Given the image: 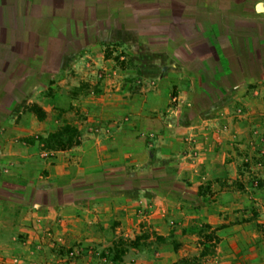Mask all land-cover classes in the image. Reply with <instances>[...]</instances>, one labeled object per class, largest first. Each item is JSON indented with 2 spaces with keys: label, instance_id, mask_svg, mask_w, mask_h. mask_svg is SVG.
Instances as JSON below:
<instances>
[{
  "label": "rangeland",
  "instance_id": "obj_1",
  "mask_svg": "<svg viewBox=\"0 0 264 264\" xmlns=\"http://www.w3.org/2000/svg\"><path fill=\"white\" fill-rule=\"evenodd\" d=\"M105 38L45 82L20 124L0 122V149L4 137L21 144L23 183L46 186L57 170L67 185L37 199L85 197L50 220L27 202L20 227L8 209L0 264H264L262 69L229 76L193 59L192 73L143 36ZM104 166L120 167L81 185ZM6 186L15 199L31 190Z\"/></svg>",
  "mask_w": 264,
  "mask_h": 264
},
{
  "label": "crops",
  "instance_id": "obj_2",
  "mask_svg": "<svg viewBox=\"0 0 264 264\" xmlns=\"http://www.w3.org/2000/svg\"><path fill=\"white\" fill-rule=\"evenodd\" d=\"M184 1L190 4L187 5ZM159 17L164 20H158ZM171 17L176 18L175 21L166 19ZM187 19H191L199 30L192 32L185 25L184 20ZM212 27L218 34L219 43L212 38L213 44L208 48H211L215 57L220 53L227 55L228 51H237L234 40L256 38L263 34L264 0H0L1 56L6 64L16 66L18 73H14V79L21 81L19 99L6 109L0 122L10 128V125L18 123L19 114L23 116L25 105L30 101L42 105L41 99H45L43 91L48 89L45 82L55 79L71 64L84 63L89 48L106 41L105 37L108 35L122 33L143 36L149 47L170 50L175 58L181 57L179 52H183L186 55L182 59L190 66L193 59L204 63L201 60V47L196 44L194 34H209ZM261 48L263 52L264 44ZM254 49L257 60L249 64L259 66L263 76L264 54L260 59L257 44ZM175 60L180 66L194 72L185 67L181 59ZM247 64L245 62L240 65L245 67ZM44 66L53 68L43 70ZM227 75L232 76L233 73L228 72ZM252 76L254 75H243L242 78ZM1 141L0 242L5 236L3 230L8 227V209L17 214L13 227H20L24 222L23 210L27 202H31L36 210L44 212V217L50 220L54 219L57 209L74 207L78 201L85 200L84 197L55 202L49 196V199L45 198L43 201L37 199L40 193L63 189L67 185L57 183V170L45 176L44 179L48 182L46 186L38 184V181L23 183V170L15 169L12 165L20 157H24L19 154L22 151L18 149L21 144L13 137H4ZM118 167L120 166H104L85 170L80 180L81 185L104 184L108 181V171ZM95 172L100 173V179H94ZM2 174L13 176L15 182L3 178ZM65 175H68L66 170ZM127 179V176L122 175L119 180L128 181ZM19 181L25 188H31L27 198L21 197V194L16 199L10 197L11 191L6 185ZM104 188H101V192L128 190L125 187L106 189L105 185Z\"/></svg>",
  "mask_w": 264,
  "mask_h": 264
},
{
  "label": "trees",
  "instance_id": "obj_3",
  "mask_svg": "<svg viewBox=\"0 0 264 264\" xmlns=\"http://www.w3.org/2000/svg\"><path fill=\"white\" fill-rule=\"evenodd\" d=\"M185 4H190L188 1H184ZM168 21H175L176 18H166ZM158 20H164L162 17H159ZM185 25H188V27L192 30V32L199 30L196 25H193V21L191 19L184 20ZM200 28V27H199ZM209 34L201 35L199 33H195L194 35L197 38L195 40L196 44L200 46L201 48V60L204 61L207 65H214V66H220L224 65V69L229 72L237 74L242 72L244 70V66L240 64H244L245 62L253 63L256 62V51L254 49V45H258V54L261 59L262 55L264 54L261 51V45L264 44V32L261 34V36H257L256 38H247V39H236L234 40L237 44V51L233 50V52H229L228 54L220 53L218 54V57H215L211 48L208 47L213 44L212 38L215 39L216 43H219L218 34L216 30L212 27ZM224 35V34H223ZM227 40V39H226ZM233 41V40H232ZM236 51V52H235ZM222 52V51H221ZM179 55L181 57L186 54L183 52H179ZM185 67H188L190 70L194 71L192 68L188 66V63L186 61H182ZM247 64V65H248ZM27 66H25L26 68ZM52 66H44L43 70H51ZM14 73H18V69H16V66H10L4 62V59H2L1 51H0V109H3L4 113L0 114V119H2L5 115L6 109L10 107V105L15 102L17 99H19V90L21 89V81L15 80ZM252 75V74H251ZM185 262L183 260L173 262L172 264H184Z\"/></svg>",
  "mask_w": 264,
  "mask_h": 264
}]
</instances>
